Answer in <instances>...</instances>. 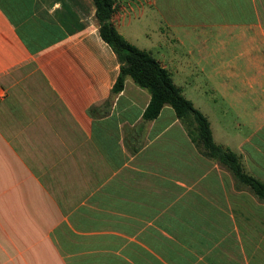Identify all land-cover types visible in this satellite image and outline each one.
I'll return each mask as SVG.
<instances>
[{
  "label": "crops",
  "instance_id": "1",
  "mask_svg": "<svg viewBox=\"0 0 264 264\" xmlns=\"http://www.w3.org/2000/svg\"><path fill=\"white\" fill-rule=\"evenodd\" d=\"M145 5L139 45L125 16ZM94 17L92 0H0V264H264V200L171 105L145 120L132 77L112 93L120 63ZM113 22L264 180V0H116ZM200 93L243 118L216 135Z\"/></svg>",
  "mask_w": 264,
  "mask_h": 264
},
{
  "label": "trees",
  "instance_id": "2",
  "mask_svg": "<svg viewBox=\"0 0 264 264\" xmlns=\"http://www.w3.org/2000/svg\"><path fill=\"white\" fill-rule=\"evenodd\" d=\"M92 1L100 35L111 46L120 63L112 93L116 94L124 88L126 76L132 77L136 84L151 93L143 114L145 120L156 118L165 104L171 105L200 151L226 165L240 183L264 200V180L246 170L241 154L215 141L209 118L184 96L170 72L149 51L128 41L116 28L113 22L116 0Z\"/></svg>",
  "mask_w": 264,
  "mask_h": 264
},
{
  "label": "rangeland",
  "instance_id": "3",
  "mask_svg": "<svg viewBox=\"0 0 264 264\" xmlns=\"http://www.w3.org/2000/svg\"><path fill=\"white\" fill-rule=\"evenodd\" d=\"M145 6L146 7L143 8L142 13H139V10H133V11H129V13H127V15L125 16V22H126L125 27L126 28L124 29V32L129 36L132 35L131 37H133L134 41H138L139 45H143V43H146L147 41L150 40L149 37L153 35L152 32L154 29V27L151 26L150 24L151 23V13H150L151 8H149L147 5ZM88 9H91L90 6H88ZM120 16L121 14L119 12L118 17ZM157 19H159V22L162 21L161 14H159ZM153 21H155L154 17H153ZM214 95L215 94H211V93H208V94L200 93V94H197V97L198 99L204 101L203 109L209 115L216 135H219V133H221L222 131H226V129L229 131H232L230 127L231 122H232V119L234 120L237 118V113L236 111H233L226 118L222 117L221 110L220 108H218V106H216V103L212 101L209 102L206 99ZM240 114L241 112L238 111V115ZM242 118L243 116L241 114V116H239L237 120L241 121ZM219 125H221L223 128L219 127ZM247 131H250V129L244 128L243 132H247ZM262 134H264V131Z\"/></svg>",
  "mask_w": 264,
  "mask_h": 264
},
{
  "label": "built area",
  "instance_id": "4",
  "mask_svg": "<svg viewBox=\"0 0 264 264\" xmlns=\"http://www.w3.org/2000/svg\"><path fill=\"white\" fill-rule=\"evenodd\" d=\"M2 96H3V94L1 93V94H0V98H1Z\"/></svg>",
  "mask_w": 264,
  "mask_h": 264
}]
</instances>
